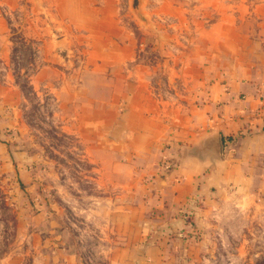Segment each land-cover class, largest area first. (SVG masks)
Segmentation results:
<instances>
[{
  "label": "crops",
  "instance_id": "1",
  "mask_svg": "<svg viewBox=\"0 0 264 264\" xmlns=\"http://www.w3.org/2000/svg\"><path fill=\"white\" fill-rule=\"evenodd\" d=\"M21 9L72 67L71 129L105 133L88 153L114 264H203L223 235L264 229V0H0V61Z\"/></svg>",
  "mask_w": 264,
  "mask_h": 264
},
{
  "label": "rangeland",
  "instance_id": "2",
  "mask_svg": "<svg viewBox=\"0 0 264 264\" xmlns=\"http://www.w3.org/2000/svg\"><path fill=\"white\" fill-rule=\"evenodd\" d=\"M27 18L23 9L12 13L13 49L0 61V264H114L94 207L111 192L88 153L105 133L71 129L78 114L61 94L72 67L58 70L40 39L25 35ZM252 230L251 238L223 235L203 264H264V229ZM67 244L76 261L63 259Z\"/></svg>",
  "mask_w": 264,
  "mask_h": 264
}]
</instances>
